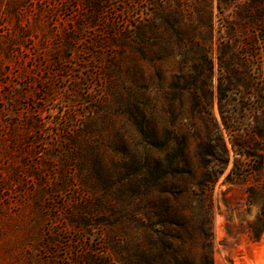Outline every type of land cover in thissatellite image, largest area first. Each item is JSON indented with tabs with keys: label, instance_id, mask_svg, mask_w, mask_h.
<instances>
[{
	"label": "rangeland",
	"instance_id": "374dc122",
	"mask_svg": "<svg viewBox=\"0 0 264 264\" xmlns=\"http://www.w3.org/2000/svg\"><path fill=\"white\" fill-rule=\"evenodd\" d=\"M93 1L0 0V264H258L264 0Z\"/></svg>",
	"mask_w": 264,
	"mask_h": 264
},
{
	"label": "trees",
	"instance_id": "16d2710c",
	"mask_svg": "<svg viewBox=\"0 0 264 264\" xmlns=\"http://www.w3.org/2000/svg\"><path fill=\"white\" fill-rule=\"evenodd\" d=\"M99 1L100 0H94L92 3L90 2V6L91 7H95L96 9H98L99 8ZM94 19H95V17H94ZM263 211H264V208H263Z\"/></svg>",
	"mask_w": 264,
	"mask_h": 264
},
{
	"label": "bare ground",
	"instance_id": "6f19581e",
	"mask_svg": "<svg viewBox=\"0 0 264 264\" xmlns=\"http://www.w3.org/2000/svg\"><path fill=\"white\" fill-rule=\"evenodd\" d=\"M261 245H262V244H261ZM261 249H262V251H261L262 259H260V260L258 261V264H263V263H264V243H263Z\"/></svg>",
	"mask_w": 264,
	"mask_h": 264
},
{
	"label": "built area",
	"instance_id": "2783aa9c",
	"mask_svg": "<svg viewBox=\"0 0 264 264\" xmlns=\"http://www.w3.org/2000/svg\"><path fill=\"white\" fill-rule=\"evenodd\" d=\"M220 259H221V264H232V263H229V262H227L225 259H223L222 257H220Z\"/></svg>",
	"mask_w": 264,
	"mask_h": 264
},
{
	"label": "crops",
	"instance_id": "0c3cea01",
	"mask_svg": "<svg viewBox=\"0 0 264 264\" xmlns=\"http://www.w3.org/2000/svg\"><path fill=\"white\" fill-rule=\"evenodd\" d=\"M239 260H242L243 259V257H240V258H238Z\"/></svg>",
	"mask_w": 264,
	"mask_h": 264
}]
</instances>
